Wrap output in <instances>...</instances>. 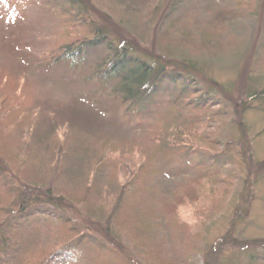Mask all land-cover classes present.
I'll return each mask as SVG.
<instances>
[{
	"label": "trees",
	"instance_id": "1",
	"mask_svg": "<svg viewBox=\"0 0 264 264\" xmlns=\"http://www.w3.org/2000/svg\"><path fill=\"white\" fill-rule=\"evenodd\" d=\"M221 1L120 0L113 23L93 0H0L12 25L40 16L48 44L41 62L20 59L15 84L0 69V264H51L58 247L70 258L55 264H181L178 253L201 252L195 241L238 179L225 127L264 114V56L233 30L254 11L264 18V0ZM231 57L240 76L213 79L208 61ZM73 80L76 94L51 87ZM242 149L249 184L256 163ZM236 227L202 264H225L232 249L264 264V239Z\"/></svg>",
	"mask_w": 264,
	"mask_h": 264
},
{
	"label": "rangeland",
	"instance_id": "2",
	"mask_svg": "<svg viewBox=\"0 0 264 264\" xmlns=\"http://www.w3.org/2000/svg\"><path fill=\"white\" fill-rule=\"evenodd\" d=\"M93 1L96 3L98 11L107 13L113 23L120 21V16L123 15L120 0ZM214 1L216 0H183V4L179 9H184L189 5L204 7ZM226 1H221V4H223L222 2L226 3ZM153 6L154 11H150L147 16V19H149L147 23H152V25L155 23L154 20L157 17L154 16V13L158 8V4L154 3ZM262 9L264 11V4H262ZM24 16L25 18L22 17L19 20L21 24L24 22L23 26L20 27V24H18L17 27V23L12 25V20H9L5 15H0V69L7 76L6 79L9 81V85L12 83L15 84L18 74V62L25 54L30 56L28 60L31 66L32 64H36L37 60L41 62L39 59H44L42 54L47 52L48 48V44L41 40L46 32L41 17L36 16V13L32 15L27 12ZM259 16L258 12H252L247 17L236 21L233 30L237 37L245 38L249 42L248 47L250 51L252 46L256 45L258 54L260 55V52H262L264 56V18ZM147 23L141 25L142 28L140 29L139 27L136 31H141L145 36L150 35L152 31H146L143 28L144 25H148ZM14 42H17L18 47L24 44L23 48L25 46L26 49L21 51L19 48H15L13 45ZM33 50H36L35 55L33 54ZM246 55L247 53L245 52L244 57ZM208 63L209 66L207 69L209 75L216 81L225 83L235 80L240 76V67L243 65V59L239 60L231 57L225 60L208 61ZM33 71V74L43 79V72L40 69ZM55 86H57V90L55 88L54 90L59 94L67 91L76 94L80 90L79 87H81L77 80H73L71 83H64V81L62 83L60 81L52 82L51 87ZM78 96H81V92H79ZM111 118H114L112 114ZM242 119H240V124H237L238 121L231 123L225 127L224 131L227 140H232L234 145L231 148L232 157L229 159H232L235 163L230 170L238 178L236 187L229 201L225 204L222 216L213 224L206 241H195L196 246L200 247L201 252L198 255L185 256L182 253H178L181 264H197L198 261V264H202L204 256L209 251L211 245L220 240L228 230L230 231L232 222L235 220L236 228L241 239H264V174L259 175L261 172L259 170H264L262 168V165L264 166V114L249 110L241 122ZM241 139H243L242 142L244 143L240 142ZM242 145L249 147L248 154H250V160L256 163V166L254 165V171L255 174H258L257 176L252 175V182L250 181L249 184L248 182L246 183L248 170L244 163L249 157H242L244 155ZM58 243L59 241L55 242L53 246ZM58 248L56 253H54L55 255L53 254L48 260L51 264L58 262L61 257H69V252L64 247ZM256 253H258V257L261 260L264 259V252L258 251ZM244 254L240 250H228L224 254V262L226 264L228 259H230L231 264H248V256Z\"/></svg>",
	"mask_w": 264,
	"mask_h": 264
}]
</instances>
